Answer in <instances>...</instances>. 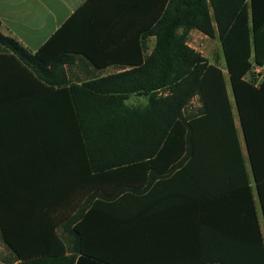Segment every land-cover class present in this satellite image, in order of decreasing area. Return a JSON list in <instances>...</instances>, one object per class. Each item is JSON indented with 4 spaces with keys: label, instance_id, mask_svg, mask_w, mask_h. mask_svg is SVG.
<instances>
[{
    "label": "trees",
    "instance_id": "16d2710c",
    "mask_svg": "<svg viewBox=\"0 0 264 264\" xmlns=\"http://www.w3.org/2000/svg\"><path fill=\"white\" fill-rule=\"evenodd\" d=\"M65 28L35 53L0 32V50L68 88L88 168L101 172L88 180L101 177L112 184L100 196L116 202L137 196L143 202L154 183L177 178L173 182L200 202L201 215L222 219L215 223L222 252L212 261L264 264V230L252 184L264 223V78L258 84L245 78L254 65H264V0H169L145 33L155 35L156 44L144 62L82 84L66 77L64 64L72 59L59 45ZM193 29L219 36L233 100L222 69L188 43ZM59 73L65 77L54 80ZM131 94L145 95L146 104H128ZM195 97L200 106L188 110ZM5 212L0 206V231L9 255L0 254V264L97 262L91 257L106 261L87 254L78 221L68 224L74 225V237L64 238L57 230L62 224L10 221Z\"/></svg>",
    "mask_w": 264,
    "mask_h": 264
},
{
    "label": "crops",
    "instance_id": "0c3cea01",
    "mask_svg": "<svg viewBox=\"0 0 264 264\" xmlns=\"http://www.w3.org/2000/svg\"><path fill=\"white\" fill-rule=\"evenodd\" d=\"M168 3L0 0V32L35 53L66 24L59 40L61 52L72 59L64 64L66 77L82 84L144 62L156 44V36L145 33ZM64 86L0 50V206L6 220L59 223L64 238L74 237L70 221L82 223L87 254L106 261L91 257L97 262L80 264H221L210 258L222 252L215 231L222 219L201 215L200 202L173 182L177 178L154 183L143 202L137 196L121 202L100 196L112 184L101 177L88 180L101 172L88 168ZM134 95L139 94L129 98ZM139 96L146 104L147 97Z\"/></svg>",
    "mask_w": 264,
    "mask_h": 264
},
{
    "label": "rangeland",
    "instance_id": "374dc122",
    "mask_svg": "<svg viewBox=\"0 0 264 264\" xmlns=\"http://www.w3.org/2000/svg\"><path fill=\"white\" fill-rule=\"evenodd\" d=\"M188 43L190 44V46L195 48L197 51L201 52L211 63H216L222 69L224 76H225L227 89H228L230 98L231 100H233L229 72H228L227 65H226L222 42L219 36L216 35L215 37H209L199 30H192L188 36ZM245 78L250 81H254L256 84H258L264 78V65L262 66L254 65L251 71L245 76ZM145 101H146V98L144 96H139V95L131 96L128 100V102L133 105H142L144 104ZM198 106H200V101L198 100V97H195L193 101L191 102V104L189 105L188 110H193ZM233 110H234L236 125H237L238 132L240 135L241 145H242L243 151L247 159L246 144L244 141V136H243L242 127L240 124L238 111H237L236 105L234 104V101H233ZM247 165L250 170L248 159H247ZM252 184L254 188V195L256 198V202H257L259 216L261 219L262 226L264 228L260 203H259V200L256 194L254 183ZM0 254L1 256L9 255V250L2 238L1 232H0Z\"/></svg>",
    "mask_w": 264,
    "mask_h": 264
}]
</instances>
